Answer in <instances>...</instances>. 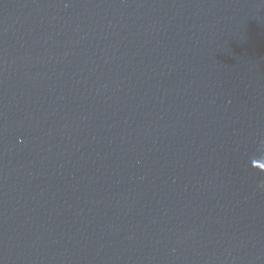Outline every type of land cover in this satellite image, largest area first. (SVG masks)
<instances>
[{"label": "water", "instance_id": "obj_1", "mask_svg": "<svg viewBox=\"0 0 264 264\" xmlns=\"http://www.w3.org/2000/svg\"><path fill=\"white\" fill-rule=\"evenodd\" d=\"M0 264H264V0H0Z\"/></svg>", "mask_w": 264, "mask_h": 264}]
</instances>
